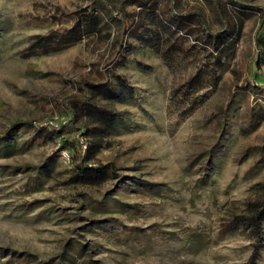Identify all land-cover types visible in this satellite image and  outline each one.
Wrapping results in <instances>:
<instances>
[{"label":"rangeland","instance_id":"374dc122","mask_svg":"<svg viewBox=\"0 0 264 264\" xmlns=\"http://www.w3.org/2000/svg\"><path fill=\"white\" fill-rule=\"evenodd\" d=\"M257 9L264 0H0V138L33 123L0 157V264H248L250 234L224 226L264 186ZM91 13L76 43L36 42ZM224 32L232 46L212 51ZM111 72L134 94L111 104L124 123L94 159L116 171L67 185L76 161L58 141L86 147L64 104ZM39 128L57 134L29 143Z\"/></svg>","mask_w":264,"mask_h":264},{"label":"trees","instance_id":"16d2710c","mask_svg":"<svg viewBox=\"0 0 264 264\" xmlns=\"http://www.w3.org/2000/svg\"><path fill=\"white\" fill-rule=\"evenodd\" d=\"M241 13H243L241 11ZM252 13V12H247ZM253 13L259 15L260 36L257 37L258 47H264V9H257ZM182 19L186 18L185 16ZM95 16L93 14L81 15L83 22L76 20L74 25L62 32H52L44 37H38L37 43L42 48L50 46H66L76 43L80 40L83 31V25H91ZM177 19L179 25H186L183 20ZM192 22V21H191ZM187 23V21H186ZM232 27L235 25L232 23ZM239 27V26H238ZM237 27V28H238ZM182 30L183 28H179ZM211 41L209 45L212 51L218 49L229 48L232 46V40H229L230 34H214L209 35ZM128 47L131 44H127ZM264 56L255 62L256 68L259 69L264 63ZM126 60V56L119 53L109 69H114L117 65H122ZM255 79L257 76L255 75ZM85 92L82 95H73L67 98L64 104V109L70 117V121L80 132L85 151L81 153L78 148V140L75 138H60L59 146L61 150L68 152L71 161H76L71 170V175L66 180L67 185L79 187H99L105 184L112 178L116 169L112 163L100 164L94 159L99 154L100 150L106 146L107 141L115 135L121 124L124 123L122 112L116 111L111 107L112 103H121L127 99L134 97L130 83L126 78L111 72L109 76H104L101 81L85 82ZM33 123L29 120L13 121L10 128L0 138V157L8 158L14 156L18 152L17 139L19 131L24 128H32ZM64 125H60L59 129L63 130ZM55 133L54 128H39L35 132V137L31 138L29 143L37 140L39 137L52 138ZM60 137V136H57ZM207 162V168L203 174L209 177L211 157ZM92 162V163H91ZM45 174L51 175L52 168L50 166H41ZM205 183V179L202 180ZM143 186V185H142ZM132 186L127 184L124 190H132ZM261 196L257 200L247 202L244 209L240 213H232L224 230L227 232H236L246 230L253 239L252 252L248 260V264H256L260 253L264 248V186H260ZM101 225V224H100Z\"/></svg>","mask_w":264,"mask_h":264},{"label":"built area","instance_id":"2783aa9c","mask_svg":"<svg viewBox=\"0 0 264 264\" xmlns=\"http://www.w3.org/2000/svg\"><path fill=\"white\" fill-rule=\"evenodd\" d=\"M83 147H85V146H83ZM69 156H67V159H66V161H68L69 162V158H68Z\"/></svg>","mask_w":264,"mask_h":264}]
</instances>
